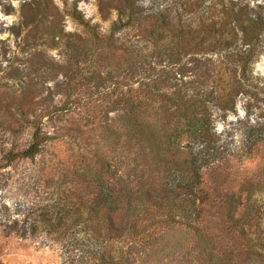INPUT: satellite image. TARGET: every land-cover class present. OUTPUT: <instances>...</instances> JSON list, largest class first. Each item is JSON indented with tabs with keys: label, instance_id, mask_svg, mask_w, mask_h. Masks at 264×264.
<instances>
[{
	"label": "trees",
	"instance_id": "obj_1",
	"mask_svg": "<svg viewBox=\"0 0 264 264\" xmlns=\"http://www.w3.org/2000/svg\"><path fill=\"white\" fill-rule=\"evenodd\" d=\"M141 2L99 7L142 26L144 46L101 33L74 6L87 37L74 34L61 65L31 64L36 75L25 74L0 167L38 161L42 178L46 149L66 137L80 170L72 193L65 187L58 201L27 205L20 227L9 215L0 225L52 235L65 264H264V122L251 121L264 99L251 66L264 17L239 1L222 0L221 16L211 17ZM49 65L64 76L60 99L44 81ZM92 87L102 95L73 97ZM240 96L248 118L233 149L215 110L226 119ZM184 136L196 147L183 146Z\"/></svg>",
	"mask_w": 264,
	"mask_h": 264
},
{
	"label": "rangeland",
	"instance_id": "obj_2",
	"mask_svg": "<svg viewBox=\"0 0 264 264\" xmlns=\"http://www.w3.org/2000/svg\"><path fill=\"white\" fill-rule=\"evenodd\" d=\"M238 1L240 4H249L250 8L264 17V0H224V4L230 6L232 2ZM141 3L145 7L153 6L156 10L178 8L183 11L185 7L188 9L194 7L205 17L221 16L223 8L222 0H142ZM74 6L83 14L85 20L91 25L98 26L101 33L113 32L116 37L125 39L136 47L145 45L142 26L127 24L125 16L121 22L117 9H112L111 14L104 17L100 11L99 0H0V158L2 151L10 145L11 116L15 112L22 83L28 79L25 74L32 72L36 75L31 64L36 61L63 64L71 55L67 43L76 41L74 34H82L84 37L88 35L85 26L72 15ZM193 14L191 11L186 15ZM122 23L126 25L121 29H113L115 25ZM146 23L147 21L142 22V25ZM212 56L216 59L218 54ZM251 66L253 75L264 85V31L260 36L257 54ZM47 71L50 74L44 80L45 84L51 87L53 94L60 99L62 95L55 85L58 80L64 78L63 73L61 70L52 71L50 65ZM19 74L23 77L15 78ZM89 95L96 97L102 93H96L94 87L76 88L73 97L85 99ZM261 96L264 98V91L261 92ZM245 104V96H240L236 112H230L226 119L218 117L219 111L215 110V127L222 141L228 142L233 149L242 145L244 128L240 121L248 118ZM260 105L261 108H255L251 116L254 124L258 121L264 122V99ZM49 129L52 131L51 124ZM25 137H28V131ZM180 143L183 146L196 147V143L187 136L182 137ZM76 151H78L76 144L69 138L61 137L52 143L44 154L49 168L47 173L43 172L42 178L38 175L40 168L38 161L23 162L16 167H0V217H2L0 222L6 220L9 215L12 220H19L20 227L21 220L27 214L24 210L27 205L58 201L65 187L68 191L66 194L72 193L76 184L75 172L80 170V162L71 156ZM246 163L252 165L248 161ZM47 175H51L52 178L47 180ZM5 206L9 208L8 211ZM19 206L21 211H17ZM64 261L65 254L60 243L45 231L41 229L37 233L28 231L25 235L21 229L9 232L0 225V264H65Z\"/></svg>",
	"mask_w": 264,
	"mask_h": 264
}]
</instances>
